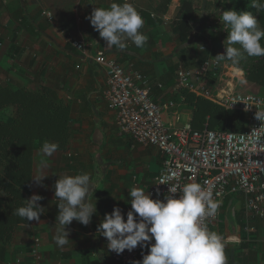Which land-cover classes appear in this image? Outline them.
<instances>
[{"label":"crops","instance_id":"obj_1","mask_svg":"<svg viewBox=\"0 0 264 264\" xmlns=\"http://www.w3.org/2000/svg\"><path fill=\"white\" fill-rule=\"evenodd\" d=\"M81 2L83 19L77 21L74 30L75 34L80 30L75 40L84 38L90 46L84 54L75 49L70 51L69 42L56 27L51 26L45 31L47 33L34 27L21 30L8 20L10 30L0 31L3 39L0 45V86L13 90L27 88L34 92L45 87L55 98L72 107L71 138L67 150L56 151L45 158L40 152L44 143H40L34 153L29 198L33 194L42 196L39 203L45 208L44 213L39 221L19 226L9 244L0 245V264H13L20 257L28 261L35 237L41 239L44 264H117L106 248L105 237L97 230L98 225L115 207L121 208L125 216L131 209L129 190L139 187L148 193L164 166L165 158L157 147L138 144L119 133L117 113L109 109L104 98L106 69L93 59L98 52L110 54L126 68L151 78L155 102L161 107L175 103L181 121H192L193 111L184 102L182 94L185 90L176 88V75L177 69L196 55L192 51V37L183 41L181 31L184 29L179 26V22H188L195 32V6L194 12L188 14L181 12L182 0H129L143 17L141 31L148 40L143 48H138L130 39H125L126 46L120 49L115 46L107 48L106 41L86 17L96 7L107 8L112 2L123 3L124 0ZM29 3L30 0H0V12H5L6 16L23 15ZM16 35L22 39L14 42ZM247 83L253 92L264 94L263 87ZM172 111L165 115L167 121L173 119ZM42 160L46 167L42 166ZM82 172L90 175L91 202L96 204L97 210L87 226L75 220L68 226L69 241L61 249L53 240L59 203L55 199L54 185L62 174ZM43 177L42 183L34 180ZM212 231L221 235L220 230L213 228ZM239 236L237 242L225 243L227 264H264V234H253L252 238L249 234L246 238ZM243 242L245 248L241 247ZM230 244L234 248H230ZM148 252L149 249L144 250L136 261H142Z\"/></svg>","mask_w":264,"mask_h":264},{"label":"built area","instance_id":"obj_2","mask_svg":"<svg viewBox=\"0 0 264 264\" xmlns=\"http://www.w3.org/2000/svg\"><path fill=\"white\" fill-rule=\"evenodd\" d=\"M44 16L48 22H53L52 12H44ZM73 47L82 54L90 48L84 38L75 40ZM93 59L106 69L104 98L109 109L117 113L119 133L138 144L157 147L165 158L163 168L148 191L153 199H164L170 185L179 190L188 182L202 185L206 182L213 198L220 202L217 215L202 220L209 230L220 222L222 204L237 197L244 199L248 217L264 220V125L255 119L257 107L264 110L261 95L211 88L207 82L208 72L212 65L217 67L218 62H206L199 70L180 66L176 75L178 90L188 91L226 110L241 112L245 118V130L241 133L212 130L208 124L202 130H195L191 121H181L175 103L161 107L155 102L151 78L126 68L105 52H98ZM245 103L250 107L248 111H245L248 107ZM171 110L173 119L167 121L165 115ZM174 195L178 197L179 191ZM234 242H237L236 237L224 239V243ZM107 243L105 238L106 248ZM149 247L138 245L133 251L125 250L120 255L107 250L117 264H133ZM29 256L28 261L20 257L13 264H44L40 238L33 239Z\"/></svg>","mask_w":264,"mask_h":264},{"label":"clouds","instance_id":"obj_3","mask_svg":"<svg viewBox=\"0 0 264 264\" xmlns=\"http://www.w3.org/2000/svg\"><path fill=\"white\" fill-rule=\"evenodd\" d=\"M257 12L264 10V0H251ZM107 43V48H124L125 39H130L138 48H143L148 40L141 29L144 20L137 8L124 0L112 2L109 7H96L86 17ZM228 30L225 53L217 55L218 62H230L240 71V63L246 57L264 56V29L251 11L225 10L220 17ZM235 45H239L236 47ZM246 85V79H240ZM246 104V103H245ZM247 105V104H246ZM248 106V105H247ZM249 106L245 111L249 110ZM255 119L264 125V110L257 107ZM264 127V126H262ZM58 149L56 143H44L40 149L42 157H51ZM42 166L46 163L42 160ZM42 179H34L42 183ZM58 215L55 223V244L63 249L68 244V226L77 221L87 226L96 213V204L91 202L93 192L90 175L82 172L76 175L62 174L54 185ZM179 191L180 195L176 197ZM131 210L127 219L122 209L115 207L106 214L98 225V232L107 239V248L117 255L141 247H149L148 254L135 264H227L223 237L203 225L205 217H215L220 202L213 198L210 188L198 182H188L179 190L169 188L164 199H153L151 193L142 188L129 190ZM42 196L33 194L24 200V205L16 208L14 214L28 221H39L44 207L39 201ZM139 218V219H138ZM152 240L155 243H150Z\"/></svg>","mask_w":264,"mask_h":264},{"label":"trees","instance_id":"obj_4","mask_svg":"<svg viewBox=\"0 0 264 264\" xmlns=\"http://www.w3.org/2000/svg\"><path fill=\"white\" fill-rule=\"evenodd\" d=\"M226 1L230 2V10L251 11V0ZM184 11L194 12L186 0H182L181 12ZM179 24L186 31L185 34L181 31V37L187 42L191 26L187 22ZM246 80L264 88V58L262 64L246 73ZM182 94L193 111L191 123L195 130H202L206 124L212 130L236 133L245 130L243 113L226 110L188 91ZM71 119V105L55 98L45 87L34 92L0 86V245L9 244L19 226L31 223L15 215L14 210L23 206L31 194L37 146L56 143L57 151H66L71 138ZM241 247H246L244 242Z\"/></svg>","mask_w":264,"mask_h":264},{"label":"rangeland","instance_id":"obj_5","mask_svg":"<svg viewBox=\"0 0 264 264\" xmlns=\"http://www.w3.org/2000/svg\"><path fill=\"white\" fill-rule=\"evenodd\" d=\"M189 1L197 10L196 17L193 18L194 22L197 24V26H195V32H193L191 28L192 31L189 33V36L192 37V51L196 55H192L188 62L181 64L189 69L199 70L203 68L206 62H218L214 58L219 54L225 53L228 30L225 28L224 24L221 23L220 17L222 11L230 10L231 6L230 2L226 0ZM249 7L253 14L257 16L261 29H264V10L257 12V10L251 6V1ZM25 9L24 12L26 14L19 16H13L12 14L6 16V13L1 11L0 31L1 29L10 30L9 24L7 23L8 20H10L16 29L18 28L21 30H29L34 27L47 33L45 31L49 30L51 26L56 27L64 34L65 39L69 42V50L74 51L73 42L79 37L80 33V30H77L75 34L74 28H76L77 21L80 19V22L81 19H83L81 0H30L29 5L26 6ZM44 12H52L54 14L53 22H48L44 16ZM82 24L83 23H81V25ZM188 25L190 26L189 23ZM185 32L184 29L183 33L185 34ZM13 39L15 42L18 39L21 40L22 37L16 35ZM0 41L3 42L1 37ZM261 42L264 44V39H262ZM235 46L239 47V45ZM263 58L264 56L246 57L241 61L239 68L244 72L243 79H246V73L248 71L262 64ZM233 73L234 67L230 62H218L217 67L213 65L210 67L207 77L208 85L211 88L232 89L233 92L242 95L250 93L259 94L264 98L263 93L253 92L249 83L241 85L239 83L240 79L235 78ZM232 200V202L225 201L222 204L220 222L213 227L214 229L220 230L223 239L230 236L233 225H236L238 234H240V236H245V238L248 234L251 238L253 234H264V220L253 216L248 217L242 197H237ZM248 218L249 220L247 221ZM232 246L233 245H231L230 248H234Z\"/></svg>","mask_w":264,"mask_h":264},{"label":"bare ground","instance_id":"obj_6","mask_svg":"<svg viewBox=\"0 0 264 264\" xmlns=\"http://www.w3.org/2000/svg\"><path fill=\"white\" fill-rule=\"evenodd\" d=\"M243 74H244V72H243L242 70H240L239 72H237V71L234 69L233 76H234L235 78L242 79V78H243ZM233 76H232V77H233ZM235 80H236V79H235Z\"/></svg>","mask_w":264,"mask_h":264},{"label":"water","instance_id":"obj_7","mask_svg":"<svg viewBox=\"0 0 264 264\" xmlns=\"http://www.w3.org/2000/svg\"><path fill=\"white\" fill-rule=\"evenodd\" d=\"M237 234H238L237 227H236V225H233V226H232V232H231V234H230V237L235 238V237L238 236Z\"/></svg>","mask_w":264,"mask_h":264}]
</instances>
